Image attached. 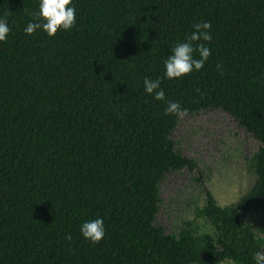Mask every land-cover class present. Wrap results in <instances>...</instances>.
Instances as JSON below:
<instances>
[{"label":"trees","instance_id":"trees-1","mask_svg":"<svg viewBox=\"0 0 264 264\" xmlns=\"http://www.w3.org/2000/svg\"><path fill=\"white\" fill-rule=\"evenodd\" d=\"M73 6L72 30L49 37L24 32L39 0H0L11 29L0 42V264H254L264 251L247 222L264 209V0ZM201 22L212 36L204 67L164 78L171 47ZM145 77L161 78L165 101L145 93ZM167 100L183 115L223 110L260 144L249 193L223 208L207 191L178 235L156 226L161 187L198 165L176 149L183 115H165ZM97 217L105 236L93 244L80 225Z\"/></svg>","mask_w":264,"mask_h":264},{"label":"rangeland","instance_id":"rangeland-1","mask_svg":"<svg viewBox=\"0 0 264 264\" xmlns=\"http://www.w3.org/2000/svg\"><path fill=\"white\" fill-rule=\"evenodd\" d=\"M173 139L177 151L198 168L173 172L162 184L156 226L168 235H178L186 222L196 220L198 210L206 206L207 191L223 208L245 197L256 183L250 161L260 148L239 121L223 110L181 116ZM204 222L199 224L204 226ZM247 222L264 238L263 208H253Z\"/></svg>","mask_w":264,"mask_h":264},{"label":"clouds","instance_id":"clouds-1","mask_svg":"<svg viewBox=\"0 0 264 264\" xmlns=\"http://www.w3.org/2000/svg\"><path fill=\"white\" fill-rule=\"evenodd\" d=\"M32 16L25 28L26 35H33L37 31L45 32L49 37L57 34L58 31H71L76 24V9L73 0H39V11L29 13ZM210 22L197 23L194 31L183 42H177L171 47V54L164 60V78L180 79L195 71H200L209 56L211 49L203 42H211ZM11 29L6 18H0V42H5ZM198 53L199 58L194 54ZM220 69L221 65H217ZM144 91L157 101H165V92L161 88V78L155 80L145 77ZM186 110L176 101L167 100L164 108L165 115H183ZM82 237L93 244H98L105 236L103 218L97 217L88 220L80 225ZM71 240V236L65 237ZM254 264H264V251H257L253 254Z\"/></svg>","mask_w":264,"mask_h":264}]
</instances>
